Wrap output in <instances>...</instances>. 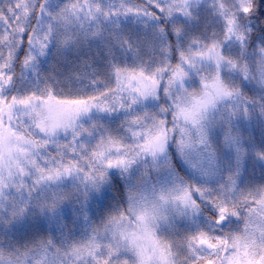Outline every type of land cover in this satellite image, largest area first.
<instances>
[{"label":"snow or ice","instance_id":"snow-or-ice-1","mask_svg":"<svg viewBox=\"0 0 264 264\" xmlns=\"http://www.w3.org/2000/svg\"><path fill=\"white\" fill-rule=\"evenodd\" d=\"M0 264H264V0H0Z\"/></svg>","mask_w":264,"mask_h":264}]
</instances>
